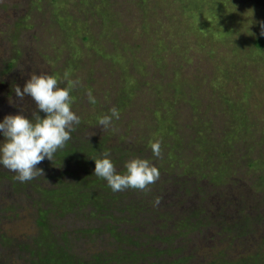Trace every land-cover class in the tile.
Here are the masks:
<instances>
[{
  "label": "rangeland",
  "instance_id": "1",
  "mask_svg": "<svg viewBox=\"0 0 264 264\" xmlns=\"http://www.w3.org/2000/svg\"><path fill=\"white\" fill-rule=\"evenodd\" d=\"M24 4L26 45L43 66L59 68L60 79L79 78L78 110L92 118L89 126L97 123L96 112L116 107L128 142L146 140L151 149L150 142L161 141L162 156L183 173L203 175L205 184L218 175L214 182L255 188L264 175V48L254 43L262 37L257 22L264 21V0ZM7 13L0 16V59L9 56L1 38L15 17ZM3 96L0 89L2 118L14 110ZM32 227L28 217L4 225L24 235Z\"/></svg>",
  "mask_w": 264,
  "mask_h": 264
},
{
  "label": "trees",
  "instance_id": "2",
  "mask_svg": "<svg viewBox=\"0 0 264 264\" xmlns=\"http://www.w3.org/2000/svg\"><path fill=\"white\" fill-rule=\"evenodd\" d=\"M25 1L0 4V16L15 13L1 38L9 44V56L0 59V89L6 95L2 99L10 98L13 105L7 115L22 113L32 119L34 101L18 98L15 87L22 88L32 72L58 79L60 75L59 68L52 63L44 67L26 45L27 13L20 14ZM254 43L264 48V36ZM70 95L81 122L53 161L45 159L38 166L45 176L20 183L14 172L0 165V264H264V175L253 182V189L238 182H214L222 178L218 175L205 184L203 175L183 173L165 156L157 159L146 140L128 142L117 119L106 131L98 123L89 126L92 118L78 110L80 92L76 88ZM3 113L0 105V122ZM103 115L96 112L95 119ZM104 150L110 152L117 172L124 171L129 158L140 157L158 168L159 179L146 192L129 188L114 193L93 175L90 157ZM157 197L161 201L155 205ZM26 217L33 222L30 233L5 230L8 221Z\"/></svg>",
  "mask_w": 264,
  "mask_h": 264
},
{
  "label": "clouds",
  "instance_id": "3",
  "mask_svg": "<svg viewBox=\"0 0 264 264\" xmlns=\"http://www.w3.org/2000/svg\"><path fill=\"white\" fill-rule=\"evenodd\" d=\"M260 35L264 36V21H258ZM67 82L66 87L61 83ZM81 86L79 78L72 80L65 73L62 79L47 73L32 72L25 80L23 87H15V95L23 100L30 97L36 111L29 119L22 113L4 116L0 122V165L15 173L14 180L25 183L38 176H45L44 169L38 167L45 159L53 161L58 150L63 149L71 139V133L79 125L80 117L72 110L70 93ZM90 104H96L92 91L87 92ZM97 118V123L104 131L112 127L113 120L119 119L120 113L116 107ZM43 113V116L40 115ZM153 155L162 157L161 141L150 142ZM95 167L93 175L107 182L108 187L115 192L126 189L149 191V186L160 177L158 168L148 159L133 157L124 163V171L117 172L110 157V152L104 150L99 155L90 157ZM161 201L155 199V205Z\"/></svg>",
  "mask_w": 264,
  "mask_h": 264
}]
</instances>
